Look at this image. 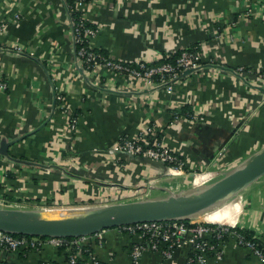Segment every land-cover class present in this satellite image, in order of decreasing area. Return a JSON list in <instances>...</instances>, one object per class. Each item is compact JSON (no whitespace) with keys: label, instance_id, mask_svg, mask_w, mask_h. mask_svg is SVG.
Returning <instances> with one entry per match:
<instances>
[{"label":"crops","instance_id":"crops-1","mask_svg":"<svg viewBox=\"0 0 264 264\" xmlns=\"http://www.w3.org/2000/svg\"><path fill=\"white\" fill-rule=\"evenodd\" d=\"M261 11V0L88 3L84 13L99 28L93 45L123 61L154 59L201 43L216 63L187 73L168 91L121 74L102 76L100 83L102 69L86 72L75 53L64 0H0V22H6L0 41L28 50L0 49V74L8 82L0 91V197L32 198L55 208L86 204L91 197H162L206 183H197L199 172L238 166L264 146ZM239 65L253 72L244 77ZM185 105L193 114L176 116ZM73 117L76 128L71 130ZM147 127L162 133L163 143L183 159L182 169L170 172L147 156L111 152L119 139ZM241 192L190 219L238 224L264 239V175ZM102 232L85 240L97 259L133 264L132 248L145 238L121 225ZM223 247L222 256L210 257L209 264H262L230 235ZM192 250L188 242L171 256L148 248L136 264H186ZM0 264L69 262L66 249L45 245L0 247Z\"/></svg>","mask_w":264,"mask_h":264},{"label":"built area","instance_id":"built-area-1","mask_svg":"<svg viewBox=\"0 0 264 264\" xmlns=\"http://www.w3.org/2000/svg\"><path fill=\"white\" fill-rule=\"evenodd\" d=\"M261 1L264 2V0ZM92 2L93 0H77V5L84 9L88 3ZM67 9L72 25L73 41L75 44L77 59L86 72L90 73V71H100V69H102L103 74L101 75V78L98 77L100 83H104L102 76L106 75L107 78L116 74H121L132 77L138 81H143L148 85L164 86L168 89V91H171L175 88V82L182 77L186 69L201 67L203 59H205L204 51H191L189 49H184L177 59V64L172 62H163L153 65L147 64L148 61L156 58H142L139 61L138 67L125 65L113 57H108L103 61H98L97 56L100 55V53H96L94 50L89 49L84 45L77 50L76 43L81 42L83 40V36L80 33L81 30H79L78 27H74L75 22L72 18L71 11L68 7ZM251 12L252 9L249 8L247 13ZM84 15L87 17L85 13ZM261 16L264 17V12L262 11ZM5 27L6 22H0V33L5 31ZM84 31L92 38L98 33L99 28L86 27ZM2 48H6V50H13L17 53H25L28 51L25 47H23V45L17 42H14L13 44H3L0 41V49ZM92 61L94 64L91 63ZM85 63H87L86 66L84 65ZM90 66H92V69H89ZM236 69L239 74L244 77H246L248 73L253 72V68L246 65H239ZM258 75V78L261 80V84L264 87V70H259ZM89 82L93 84V81L89 80ZM7 87V80L0 74V91L7 89ZM69 128L71 130L76 128V117H73L70 121ZM147 129L148 131H143L132 137H122L114 145H112V147H110V150H112L111 152L114 153L117 151H124L164 161L166 163V170L170 172H176L179 169H182L184 161L163 142L156 140L153 145L148 146H145L144 143L141 142V140H145L146 143L151 141L152 137H150L149 134L152 132V128L147 127ZM220 153L221 151H219V154ZM13 204L17 207H26L25 204L19 202ZM35 207L45 209L54 208L45 205ZM121 226H124L128 231L138 232L144 238L146 237L145 241L135 243L132 248L133 264H136L139 261V258L145 249H161L165 255L171 256L173 250L183 242H188L197 249V255H190L186 264H209V256L207 255L209 250L213 249L215 251L214 256L216 257H221L224 251L223 240H220L219 243H215L211 242L209 237L211 235H215L220 238L225 232L230 233V236L232 235L231 237H234L238 244L244 245L257 254L262 261H264V252L262 248L258 247L254 241L246 239L236 229H233L238 226V224L220 223L214 221H192L190 218L188 220L184 218H176L132 222ZM104 230L105 229H102L96 232V234L102 237V231ZM88 236L89 235L75 236L73 239L69 240L65 238L66 236L16 234L0 228V247L9 249H18L22 247L36 249L42 248L45 245H55L58 247L65 246L66 250H74L71 254V259L74 261L81 253L78 248L79 245L85 241ZM99 261L100 260L97 259L96 255L92 253L89 263L88 261H84L82 264H99Z\"/></svg>","mask_w":264,"mask_h":264},{"label":"water","instance_id":"water-1","mask_svg":"<svg viewBox=\"0 0 264 264\" xmlns=\"http://www.w3.org/2000/svg\"><path fill=\"white\" fill-rule=\"evenodd\" d=\"M191 70L188 68L185 73ZM157 161L166 166L164 161ZM263 175L264 146L205 185L162 197L110 202L91 207L84 214H75L83 207L65 212L64 207L0 206V228L16 234L84 236L132 222L191 218L222 205Z\"/></svg>","mask_w":264,"mask_h":264},{"label":"trees","instance_id":"trees-1","mask_svg":"<svg viewBox=\"0 0 264 264\" xmlns=\"http://www.w3.org/2000/svg\"><path fill=\"white\" fill-rule=\"evenodd\" d=\"M66 6L70 9L71 11V15H72V18L75 22L74 24V27H78L79 30H81V34L83 36V40L81 42H77L76 43V47H77V50L81 47V46H86L87 48L89 49H92L94 50L96 53H100V55L97 56L98 58V61H103L105 58H108V57H113L115 58L114 56H112L108 51H106L105 49L101 48V47H96L93 45L92 41H91V37H89L86 32L84 31V29L86 27H93V28H98V26L93 22L91 21L90 19H88L87 17H85L84 15V9H82L81 7H79L77 5V0H64ZM184 49H189L191 51H203L202 49V45L200 42H193L191 43V45L185 47V48H180V49H177L175 51H172V52H169L168 54H166L165 56H160L154 60H150L148 61V65H153V64H160V63H163V62H172L174 64H177V59L178 57L181 55L182 51ZM117 61L119 62H122L123 64L125 65H130L132 67H138L139 65V61L141 59H139L138 61H134V62H126V61H123L121 59H118V58H115ZM205 61V60H204ZM92 64L93 61L91 62ZM85 66L87 65V63L84 64ZM89 69H92V66L89 67ZM180 69V68H179ZM190 114H193V110L190 108L189 105H185L183 106V108H180L178 109L176 112H175V115L176 116H182V115H190ZM150 137L151 138V141H149V143H146L145 140H141L142 143H144L145 146H148V145H153L154 144V141L158 140V141H161L163 142V138H162V133H158V134H154L153 131L150 132ZM176 154V153H175ZM180 159H182L179 155H177ZM183 160V159H182ZM10 175V173H9ZM13 175V173H11V176ZM13 177V176H12ZM10 199H13V200H21V197H16L14 195H11L9 196ZM96 199L91 197L89 199V201H92L94 202ZM41 204L43 203H47V201H39ZM184 219H189V218H184ZM233 229H236L237 231H239L246 239H250L252 241H254L258 247H261L263 252H264V239L263 237H261L260 235H258L256 232L250 230V229H247V228H243L241 226H236L234 227ZM229 235L230 233L228 232H225L222 237L218 238L217 236L215 235H211L209 237L210 241L211 242H215V243H219L220 240H223V242L225 240H227L229 238ZM232 236V235H231ZM75 236H66L65 238L66 239H73ZM145 240H146V237H145ZM60 248H63L65 249V246H60ZM79 250H80V254L76 257V259L74 261H72L71 259V254L74 252V250L72 249L71 251L70 250H66V253H67V257H68V262L69 264H82L84 261H90L91 259V254L94 253V248L91 246V242H87V241H83L80 245H79ZM93 248V249H92ZM192 253L191 255L193 256H196L197 255V249L192 245ZM215 254V251L213 249L209 250L207 252V255L210 257L214 256ZM99 264H103L101 261H99ZM262 264H264V261H262Z\"/></svg>","mask_w":264,"mask_h":264},{"label":"rangeland","instance_id":"rangeland-1","mask_svg":"<svg viewBox=\"0 0 264 264\" xmlns=\"http://www.w3.org/2000/svg\"><path fill=\"white\" fill-rule=\"evenodd\" d=\"M76 51V50H75ZM205 60V61H204ZM216 63V61H214L213 59H211L210 57H208L207 55H205V59H203V64H202V66L203 65H205V64H210V63ZM201 66V67H202ZM200 68V67H199ZM195 69H197V68H193V70H191L190 72H192V71H194ZM187 73H184L182 76H184V75H186ZM188 74H189V72H188ZM181 78V77H180ZM179 78V79H180ZM232 168H234V167H229V168H226V169H222V168H220V170L218 169V168H215V169H213V171H210V170H208V171H203V172H199L198 174H197V176H196V180H203V178H205V177H208L209 175L210 176H212V175H216V178L218 177V176H220V175H222L223 173H225V172H227L228 170H230V169H232ZM213 172H215V173H213ZM198 178V179H197ZM201 185H203V184H201ZM200 185V186H201ZM204 185H205V183H204ZM153 189V191L154 192H158V191H160L159 189H157V188H155V187H152L151 185H150V189ZM191 189H193V188H191ZM242 191V190H241ZM241 191H239V192H237V193H235L232 197H230L229 198V200H233V198H239V196L241 195ZM116 196H118V195H116ZM100 197V196H99ZM109 198H111V199H109ZM142 199V197H133V196H126L124 199H120L119 198V196L117 197V199L116 198H114V196H111V197H106L105 199H103V198H99V199H96L94 202H92V201H89L88 203H86V204H79L78 206L76 205V207H83V208H79V209H82V210H80V212L79 213H75V214H84V212L87 210V209H89V208H91V207H94V206H98V205H102V204H107V203H110V202H115V201H125V200H134V199ZM108 200V201H107ZM109 200H111V201H109ZM16 202H19V203H22V204H25L26 205V207H35V206H40V205H44V204H41L40 202L39 203H37V201H35V199H32V198H27V197H21V200L19 201V200H13V199H10V198H8V197H0V206H15L13 203H16ZM63 204V203H62ZM89 206V207H88ZM74 207V206H73ZM73 207L71 208V205L70 206H68L67 208H65V212H67V211H69V210H72L73 209ZM86 208V209H85ZM69 213H73L74 214V212L73 211H70Z\"/></svg>","mask_w":264,"mask_h":264},{"label":"bare ground","instance_id":"bare-ground-1","mask_svg":"<svg viewBox=\"0 0 264 264\" xmlns=\"http://www.w3.org/2000/svg\"><path fill=\"white\" fill-rule=\"evenodd\" d=\"M215 178H216V176L208 177V178L206 177V179L201 180V181H198L197 183H201V182H204V181H206V180H207V181H212V180H214ZM192 187H193V186H192ZM228 201H230V200H228ZM228 201L224 202L223 204L227 203ZM223 204H222V205H223ZM219 206H221V205H219ZM219 206H218V207H219ZM88 207H89V206H88ZM216 208H217V207H216ZM214 209H215V208H214ZM212 210H213V209H211V210H209V211H212ZM209 211H208V212H209ZM220 223H224V222H220Z\"/></svg>","mask_w":264,"mask_h":264}]
</instances>
